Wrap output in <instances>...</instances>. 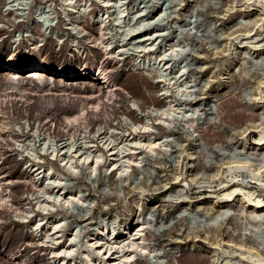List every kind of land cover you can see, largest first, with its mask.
Returning <instances> with one entry per match:
<instances>
[{
	"label": "bare ground",
	"instance_id": "bare-ground-1",
	"mask_svg": "<svg viewBox=\"0 0 264 264\" xmlns=\"http://www.w3.org/2000/svg\"><path fill=\"white\" fill-rule=\"evenodd\" d=\"M1 1L0 16L4 14L7 22L0 20V28L7 24L9 28L15 27L18 20L24 16L21 12L24 7L11 5L12 0ZM60 2L64 3L61 7L62 13L70 19V23H64L62 27L58 19L55 25L53 22L42 20L36 24L38 16L34 17L32 14L29 18L31 28L26 34L29 45L26 44L25 48L28 52L33 51L34 55L24 65H13V61L18 60L17 55L15 60H9L10 63H0V71L4 74L0 78V140L4 133L14 140L20 159L25 161V171L29 175L25 183L31 186V190L23 196L25 206H17L10 189L13 179L0 177V209L11 211L16 217L15 221L24 223L27 230L39 236L40 246L46 247L48 264H140L139 254L150 256L158 251V248H150L148 245V232L152 223L144 218L141 212L145 206H150L145 204L144 200V195L150 188L144 185L132 186L133 183L128 181L127 175L143 161L150 158L157 162L163 154L167 155L175 133L184 136L191 144H194L195 137L200 141L220 144L225 136L214 130L216 121H213L208 129L199 128L196 124L193 112L198 109L199 100L203 97H200L198 102L192 101L191 96L195 88L189 76H184L188 68L185 65L178 66L174 76L162 79L160 70L154 66L131 63L130 66L135 70L141 68L147 73L154 72L161 77L164 83L158 92L162 90L159 97L164 102L159 107L151 106L143 111L136 100H131V109L126 113L119 111V106L116 105L117 95L120 93L118 88L124 86L116 84L106 72V68L99 63L81 62L74 68L70 62L64 68L52 67L49 58H43L44 54L40 48L38 54L34 52L39 42L49 41L44 39L41 33H50L56 28L58 32L61 31V34L57 32L55 39V44L60 45L58 54L72 49L77 51V54L84 55L86 52L93 55L99 48L101 54L122 61V65L128 67V63L123 60L126 44L116 38L117 27L123 30L120 36L122 39H137V57L145 52L146 57L154 62L158 61V64L162 63V67L167 70L168 54L180 55L183 45L176 42L172 36L163 40L160 38L163 34L161 29L152 26L164 14L163 3L148 17L146 9L140 6L141 0ZM231 2L246 14L255 10L258 12L255 20L251 21L250 17L243 20V31L232 36L239 39L240 50L245 47L257 50L264 48V35L259 32L252 33L255 28L264 31V0ZM30 3H39L45 8L52 6L48 0H26L28 13ZM182 4H175L172 19L179 17ZM135 21L137 22L134 23ZM68 30H71L74 36L65 39V36L69 35ZM232 37H226L229 47ZM21 44L24 42L19 34L11 36L8 40V46L13 47V51ZM93 58H96L95 55ZM245 59V56L242 57V60ZM25 69L30 70L28 76L21 73ZM32 76L36 78L32 79ZM73 77L79 79L75 87L69 82ZM84 77L90 78L84 81ZM28 89L32 93H29ZM43 90L48 92L44 93ZM68 90L73 93H58ZM256 90L257 96L254 99L264 105L263 80L256 85ZM251 101L254 100L249 98V103ZM182 105L188 106L187 109ZM214 105L212 114L222 122L225 120L222 102L217 99ZM135 112L136 119L132 115ZM117 114L119 116L116 117ZM250 114L253 115V112ZM55 115H58L59 123L52 121ZM248 121L254 122L253 119ZM43 126L45 128L41 130ZM182 127H187L193 133L189 134L182 130ZM28 131H31L33 138L25 137ZM38 131H43L44 134L41 142L34 138ZM239 131H242V139L247 140L248 137V141L254 145L252 147L260 152L264 150V122L257 125L245 124ZM184 144L173 151L177 157L173 174L170 178L155 183L151 188L157 193L167 192L161 203L149 208L150 216L163 210L166 202L179 197L199 209L204 208L203 204L214 200L218 204L217 221L211 219L209 225L203 228L215 229L225 222L229 216L228 207L238 199L244 207L251 208V215L257 220L258 212L264 210V194L256 190L264 189V155L260 159L230 157L219 162L216 172L211 176H192L188 169L193 165L194 154L184 149ZM165 160L166 163L169 162ZM88 175L92 178L89 179ZM101 176L107 177V182L116 181L122 186L127 184L137 189L139 196L134 200L138 209L137 215L116 223L100 218L102 209L99 206L107 209L110 203L107 198L120 199L122 195L123 203H126L123 193L114 190L100 191L99 186L94 184V177L99 183ZM78 180L87 182L86 188L95 196L83 191L78 185ZM145 181L148 182V179ZM176 183L177 188L170 190ZM214 185L217 189L208 190L207 194L198 192L197 195L191 196L186 191L191 188H211ZM74 205L85 206L86 211L76 212ZM69 218L81 222L82 227L71 224L67 228ZM215 245L220 248L221 253H216L213 261H219L220 264H245L248 260H258L264 264V255L256 249L231 242L218 241ZM227 254H236L237 259L232 261L225 258L224 255ZM176 262L178 263V260Z\"/></svg>",
	"mask_w": 264,
	"mask_h": 264
},
{
	"label": "rangeland",
	"instance_id": "rangeland-1",
	"mask_svg": "<svg viewBox=\"0 0 264 264\" xmlns=\"http://www.w3.org/2000/svg\"><path fill=\"white\" fill-rule=\"evenodd\" d=\"M48 2L52 3L51 8H45L44 5L39 3H30L28 13L25 6L26 0H12L11 5L24 7L21 10L24 16L18 20L15 27L9 28V24H7L5 27L0 28V63L6 64L9 60H15L14 57L17 55L18 60H16L17 62L13 61V65H24L34 55L33 51L28 52V49L25 48L26 44L29 45L26 34L31 28L29 18L32 14L34 17L35 15L38 16L36 24L39 23V20H42L53 22L55 25L58 19L62 27L64 23H70V19L62 13L63 2L62 4L60 0H48ZM182 2L185 4H182ZM182 2L181 0H141L140 2V6L146 9L148 17L152 16L163 3L164 14L152 26L161 29L163 34L160 38H163V40L167 36H172L176 42L183 45L180 55L168 54L169 68L167 70L162 67V63L158 64V61L154 62L153 59L146 57L145 52L137 57L135 55L137 39H132V37L122 39L120 36L123 30L117 27L118 34L116 38L126 44L123 51V60L128 63V67L123 66L122 61L101 54L99 48L93 53L96 58H93L92 53L84 52V55H81L72 49L70 50L73 51L72 53L64 50L58 54L60 45L55 44L58 32L56 28L50 33H41L42 37L49 39V41L39 42L38 48L34 50L38 54L40 48L41 53L44 54L43 58H49L52 67L60 66L64 68L71 62L75 68L81 62L90 63L93 61L102 65L116 84L124 86V88H118L120 93L117 95L116 105L119 106V111L126 113L127 110L131 109V100H136L143 111L151 106H161L160 104L164 102L159 97L162 90L158 92L159 89L163 88L164 81L161 80L174 76L180 65L188 67L184 76H189L192 84H194L192 101L195 102L203 97L199 100L198 109L193 112L191 108L190 113L193 112L196 124L202 129H208L210 124L216 121L214 130L221 132L225 139L218 144L217 142L200 141L195 137L194 144H191L184 136L175 133L167 155L163 154L157 162L149 158V160L143 161L139 167H135L133 171H130L127 178L130 183H133L132 186L144 185L150 188L144 195L145 204L150 205L149 208L156 203H161L165 197L167 191L157 193L151 188L156 185L155 183L164 178H170L173 174L176 169L175 160L177 158L176 153L173 151L179 146L181 148L183 143H185V146L183 145L184 149H188V152L194 154L193 165L188 169L190 170L189 174L192 176L198 174L199 176L209 177L216 172L219 162L230 157L260 159L264 155V150L260 152V150L258 151L252 147L254 145L248 141V137L247 140L242 139V131H239L245 124L257 125L264 122V105L254 99L257 96L256 85L260 80L264 81V48L261 47L257 50L245 47L240 50L239 39L232 37L243 31V20L247 17H250L251 21L255 20L258 12L256 10L247 14L241 12L238 6H233L231 0H184ZM176 3L182 4L179 9L181 14L178 18L172 19ZM0 4H2L1 0ZM0 20L4 23L7 22L4 14L0 16ZM93 31L95 32V30ZM255 32L264 35V31L257 28L252 33ZM58 33L61 34V31ZM18 34L24 44L13 51L14 48L8 46V40L11 36ZM68 34L65 39L74 36L71 30H68ZM229 35L232 37L230 47L226 39ZM9 52L10 55H8ZM244 56L246 59L242 60ZM135 62L145 63L159 69L161 75H163L162 79L154 72L147 73L141 68L135 70L130 66L131 63ZM128 70L133 72H128ZM28 71L30 70L25 69L21 73L28 76L30 74ZM46 75H48L47 72ZM3 76L4 74L0 71V78ZM32 77V79L36 78V76ZM88 78L90 77H84V81H88ZM77 81L79 79L73 77L72 81L69 82H72V86L75 87ZM22 83L25 84V82ZM28 92L32 93L30 89H28ZM42 92L48 91L43 90ZM58 93L72 94L73 92L71 93L68 90L65 92L59 91ZM249 98L254 101L249 103ZM217 99L222 102L225 111V120L222 122L215 119V114H212L215 109L214 102ZM182 106L185 107V110L188 107L186 105ZM251 111L253 115L250 114ZM135 114L136 112L132 114L134 119H136ZM249 119H253L254 122H249ZM52 121L59 123L58 115L53 116ZM44 128L45 126L41 130ZM182 130H186L189 134L193 133L187 127H182ZM30 132L25 133V137L33 138ZM22 138L24 139V137ZM34 138L41 142L44 138L43 131H38ZM249 140L252 141V139ZM0 141V177L13 179L10 183L13 201L17 206H25L23 196L31 190V186L25 183L27 176H29L25 171V161L20 159L19 149L16 147L14 140L4 133ZM165 159L169 162L166 163ZM88 177L89 179L92 178L89 175ZM101 178L102 182L98 183L97 178L94 177V184L99 186L100 191L109 192L114 190L123 193L126 196V203H123L122 195L120 199L107 198L110 201L108 208L103 209L99 206L103 215L100 218L116 223V221L122 222L125 219H132L137 215L138 209L134 201L139 196L137 189H133L127 184L122 186L116 181L107 182V177L104 176H101ZM147 179L148 182L145 181ZM86 184L88 185L87 182L83 183L78 180V185L83 191L88 192L90 196H95L91 190L86 188L88 187ZM177 184H173L170 190H175ZM252 185L255 186V184ZM215 189H217L216 185L211 188H191L186 189V191L189 195L194 196L198 192L207 194L208 190ZM256 190L264 194V189L256 188ZM231 204L228 207V218L215 229L203 228L207 224L209 225L211 219L217 221L218 204L214 200L209 201L208 204H203L204 208L199 209L193 203L183 201V198L179 197L166 202L165 208L154 216H150V209L145 206L141 212L144 218L149 219L152 223L151 230L148 232V245L150 248H158V251L150 256L144 253L139 254L138 263L220 264L219 261H213L216 253H221L220 248L215 245L218 241L222 243L231 242L249 249H256L264 255V210L258 212L259 216L255 220L251 215V208L244 207L240 200L236 199ZM73 209L76 212L86 211V207L80 205H74ZM15 218L11 211L0 209V264H48V255L45 254L46 247L40 246L39 236L27 230L24 223L15 221ZM75 222L79 221L69 218L67 228L68 225ZM224 257L232 261L237 259L236 254H227ZM176 260H178V263ZM245 264L261 263L258 260H248Z\"/></svg>",
	"mask_w": 264,
	"mask_h": 264
},
{
	"label": "built area",
	"instance_id": "built-area-1",
	"mask_svg": "<svg viewBox=\"0 0 264 264\" xmlns=\"http://www.w3.org/2000/svg\"><path fill=\"white\" fill-rule=\"evenodd\" d=\"M73 224L79 226L80 228L82 227L81 222H75V223H73Z\"/></svg>",
	"mask_w": 264,
	"mask_h": 264
}]
</instances>
